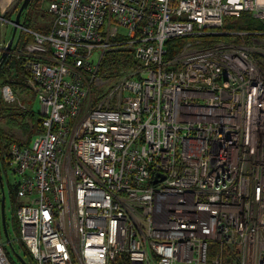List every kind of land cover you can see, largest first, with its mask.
<instances>
[{"label":"built area","instance_id":"1","mask_svg":"<svg viewBox=\"0 0 264 264\" xmlns=\"http://www.w3.org/2000/svg\"><path fill=\"white\" fill-rule=\"evenodd\" d=\"M15 2L0 0V25L13 28ZM48 11L49 32L22 24L31 38L17 53L42 131L7 155L34 261L264 264V33L239 34L250 45L200 38L244 13L264 21V0H56ZM176 38L188 41L168 58ZM123 45L136 69L94 92L104 54ZM6 245L0 264H13Z\"/></svg>","mask_w":264,"mask_h":264},{"label":"trees","instance_id":"2","mask_svg":"<svg viewBox=\"0 0 264 264\" xmlns=\"http://www.w3.org/2000/svg\"><path fill=\"white\" fill-rule=\"evenodd\" d=\"M43 0H33L27 11L23 14V23L25 27L31 28L39 33H48L49 26L42 24L40 21V15L38 8L42 7L39 4ZM56 0H44V2H53ZM238 20L237 23L233 21ZM254 18L250 13H244L240 18H227L220 30L219 34L205 35L200 37L204 41V46H211L221 41H232L242 44V41H246L247 45L252 44V39L246 36L242 38L241 33H264V24ZM38 21V22H36ZM21 36L18 37L19 40ZM188 41L187 38L171 39L167 42L168 58L173 57L176 53L183 48ZM13 50L16 52L17 45ZM256 59L262 60L260 55H254ZM135 64L138 65L133 50L130 46H119L117 48L107 51L101 61L99 73L103 77L113 78L118 76L122 71H127ZM31 78V72L28 68V63L24 56H18L12 54L4 62L0 68V167L2 174L9 171L7 164L8 151L13 144L20 146L30 145L35 136L42 131V118L41 115L36 114L29 104L36 100L34 93L30 89L29 82ZM5 87H9L13 93L14 101H6L3 90ZM16 187L10 185V194L15 197L12 200V227L13 232H18L20 226L15 214L16 204L19 206V202L16 195ZM1 190H0V215H1ZM17 200V201H16ZM8 224V223H7ZM8 232L10 239L13 242V249L20 254L27 264H34L33 258L27 251L24 243L19 237L12 238L10 226L8 224ZM3 226L0 216V244L5 242L3 240ZM5 236V235H4ZM215 249H219V245H214ZM9 255V254H8ZM214 253L211 255L213 256ZM13 264H20L18 260L10 256ZM120 264H130L125 258Z\"/></svg>","mask_w":264,"mask_h":264},{"label":"rangeland","instance_id":"3","mask_svg":"<svg viewBox=\"0 0 264 264\" xmlns=\"http://www.w3.org/2000/svg\"><path fill=\"white\" fill-rule=\"evenodd\" d=\"M23 2H24V0H17V2L14 3V5L10 9L11 11L7 14V18L8 19L12 18L14 20L16 18V15H17L21 5L23 4ZM32 3H33V0L31 2V4ZM50 3L51 2H44V0H43V1L39 2V4L42 5V7L37 9L38 13L40 15V21L42 22V24H45L46 26H49V28L52 27V25H53V17L48 11ZM258 21L262 22L264 24V21H262V20H258ZM21 22L24 25L22 20H21ZM36 22H38V21H36ZM233 22L237 23L238 20H235ZM0 26H2V25H0ZM12 33H13V28L11 26H8L7 24H3V26L0 27V57H1L5 47L7 45V42L11 38ZM19 36H21V38L19 40H17ZM30 38H31L30 36H27L24 33L20 32V30H18L16 38L14 40L13 48H14V46L17 45L18 49L22 50L24 45L26 43L30 42ZM19 50H17L16 52L14 51L13 53L17 54ZM135 69H136V66L134 64L132 68H130L127 71H122L118 76L113 77V78L103 77V76H101V74H99V78H98L97 82L93 86V91L97 92V91L109 90L112 87L120 85L122 83V81L126 77H128L130 75V73L133 72ZM101 80H103V82H105V83L100 82ZM30 89L32 90L31 87H30ZM32 92L34 93L33 90H32ZM108 93L105 92L103 94H105V96H106ZM34 95H35V98H36V94L35 93H34ZM114 101L115 100H113V103H112L113 105H114ZM29 107H32L33 111L36 114H38V115L41 114L42 106H41V103H40V101L38 99L32 101L29 104ZM16 179H17V177L11 172V170L7 171V174L6 173L3 174V184H4V192H5V199H6V201H5V216H6V219H7V223L10 226V231H11V234H12L11 236H12V238L14 237V239H16V237H19V238L21 237L20 228H19L18 232L14 233L13 232V227H12V224H11L12 223V215H13L12 211H11L12 200L14 201L15 197L10 194V185H14L15 182H16ZM15 204H16V208L15 209H16V212H17L18 205H17L16 202H15ZM16 212H15V214H16ZM0 216H1V220H2V212H1ZM8 224H7V228H8ZM4 237L5 236L3 235V240H4ZM6 251H7V253L10 256L14 257L17 260L16 256L13 254L12 248L10 247L9 244L6 245ZM27 251H28V249H27ZM33 261H34V259H33ZM33 263L37 264L35 261Z\"/></svg>","mask_w":264,"mask_h":264},{"label":"water","instance_id":"4","mask_svg":"<svg viewBox=\"0 0 264 264\" xmlns=\"http://www.w3.org/2000/svg\"><path fill=\"white\" fill-rule=\"evenodd\" d=\"M32 0H24L23 4L21 5L16 18L13 21V33L12 36L10 38V40L7 42V45L0 57V68L2 67V65L4 64V62L8 59V57L13 53V45H14V40L16 38L17 32L19 30L20 27H22V17L23 14L25 13V11L28 10L30 4H31ZM1 167H0V190H1V212H2V226H3V231H4V235H5V239L7 241V244L10 245L11 248L12 247V240L10 239L9 236V232H8V228H7V219L5 216V192H4V184H3V174L1 172ZM14 250V249H13ZM17 260L20 262V264H27V262L24 260V258L18 254L17 252L14 253Z\"/></svg>","mask_w":264,"mask_h":264},{"label":"crops","instance_id":"5","mask_svg":"<svg viewBox=\"0 0 264 264\" xmlns=\"http://www.w3.org/2000/svg\"><path fill=\"white\" fill-rule=\"evenodd\" d=\"M255 18V17H254ZM257 19V18H256ZM2 197V196H1ZM2 199V198H1Z\"/></svg>","mask_w":264,"mask_h":264}]
</instances>
